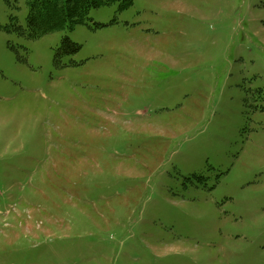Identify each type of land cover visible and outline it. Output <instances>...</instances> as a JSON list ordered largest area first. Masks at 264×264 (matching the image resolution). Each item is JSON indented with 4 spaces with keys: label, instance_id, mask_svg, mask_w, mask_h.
<instances>
[{
    "label": "rangeland",
    "instance_id": "obj_1",
    "mask_svg": "<svg viewBox=\"0 0 264 264\" xmlns=\"http://www.w3.org/2000/svg\"><path fill=\"white\" fill-rule=\"evenodd\" d=\"M26 1L0 0V264H264V0L38 38Z\"/></svg>",
    "mask_w": 264,
    "mask_h": 264
},
{
    "label": "trees",
    "instance_id": "obj_2",
    "mask_svg": "<svg viewBox=\"0 0 264 264\" xmlns=\"http://www.w3.org/2000/svg\"><path fill=\"white\" fill-rule=\"evenodd\" d=\"M119 2L120 7H126L132 0H27L25 17L26 27L14 26L19 33L29 38H38L57 30H71L76 24H83L89 19L91 9ZM68 41L74 49L78 44Z\"/></svg>",
    "mask_w": 264,
    "mask_h": 264
}]
</instances>
